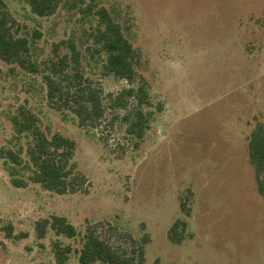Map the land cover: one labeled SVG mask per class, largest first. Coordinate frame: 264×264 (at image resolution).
Returning a JSON list of instances; mask_svg holds the SVG:
<instances>
[{
    "label": "rangeland",
    "instance_id": "374dc122",
    "mask_svg": "<svg viewBox=\"0 0 264 264\" xmlns=\"http://www.w3.org/2000/svg\"><path fill=\"white\" fill-rule=\"evenodd\" d=\"M4 2L40 70L0 60V149L19 152L26 164L16 176L27 182L13 186L0 158V264H55V241L74 250L65 264H80L76 251L88 227L122 251L141 246L143 264H264V196L247 148L264 121V0H95L137 52L133 84L102 70L104 55L89 39L92 15L62 1L38 17L25 0ZM68 40L80 51L85 77L102 91L105 114L94 127H80L47 101L45 64L55 58V44ZM140 81L153 105L144 110L153 115L138 141L126 133L132 100L126 109L111 108L110 96ZM19 107L37 117L48 138L75 141L72 162L84 178L76 191L59 195L29 181L30 139L9 120ZM52 215L66 217L78 235L48 228L38 238L36 222ZM176 219L187 223L180 244L168 239Z\"/></svg>",
    "mask_w": 264,
    "mask_h": 264
},
{
    "label": "trees",
    "instance_id": "16d2710c",
    "mask_svg": "<svg viewBox=\"0 0 264 264\" xmlns=\"http://www.w3.org/2000/svg\"><path fill=\"white\" fill-rule=\"evenodd\" d=\"M25 1L31 12L38 17L52 15L62 1L71 9L77 8L83 14L95 17L97 25L89 39L96 46L95 50L104 55L102 70L105 74L125 80L128 84L136 81L137 52L120 22L107 8L96 6L95 0ZM13 24L14 20L9 16L4 0H0V60L6 64L17 65L27 73H38L40 69L30 57V40L24 36H16ZM62 46L68 49L67 53H58ZM54 51L55 58L45 64L42 73L50 107L59 112L72 113L80 127L96 126L105 114L104 99L101 89L85 77L81 68V54L75 42L68 40L55 44ZM110 97L111 108L126 109L132 100L133 105L124 116L128 124L126 133L138 141L142 140L150 128L153 115L152 111L144 110L145 107L153 106L146 84L140 81L135 87L124 88ZM156 109L161 110V106H156ZM9 120L17 135H25L30 139L24 150L27 162L33 169L29 181L59 195L76 191L84 178L79 175L72 162L76 149L75 141L61 134H54L48 138L41 130L37 117L25 107H19ZM247 148L249 161L255 172L257 190L264 196V121L257 122L250 132ZM0 158L4 160L12 185L26 186L27 182L16 176L18 167L23 168L26 164L19 152L1 148ZM186 226L185 220L176 219L168 230V239L173 243H182ZM48 228L57 236L74 238L78 235L75 226L64 216L52 215L37 221L35 224L37 237L44 238ZM52 251L55 264H65L74 250L70 245L55 241ZM76 252L80 264H133L136 258L138 264H143L141 246L137 249L132 248L130 252L122 251L112 247L90 227L83 235L81 248Z\"/></svg>",
    "mask_w": 264,
    "mask_h": 264
}]
</instances>
